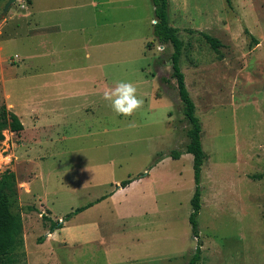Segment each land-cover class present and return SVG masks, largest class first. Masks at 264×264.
<instances>
[{"label": "rangeland", "instance_id": "374dc122", "mask_svg": "<svg viewBox=\"0 0 264 264\" xmlns=\"http://www.w3.org/2000/svg\"><path fill=\"white\" fill-rule=\"evenodd\" d=\"M169 1L208 156L198 264H264V0ZM8 2L0 0V104L24 125L0 142V173L17 180L10 209L23 220L12 264H188L198 247L193 156L170 155L185 152L191 125L171 78L173 48L158 50L152 1L16 0L4 15ZM118 81L145 101L133 117L103 99ZM89 203L49 230L47 219Z\"/></svg>", "mask_w": 264, "mask_h": 264}, {"label": "trees", "instance_id": "16d2710c", "mask_svg": "<svg viewBox=\"0 0 264 264\" xmlns=\"http://www.w3.org/2000/svg\"><path fill=\"white\" fill-rule=\"evenodd\" d=\"M154 6L155 24L153 34L156 40L162 45L170 44L173 48L171 54L172 74L171 78L176 80L177 90L184 106V115L191 125L187 132L190 139L185 147V152L174 150L170 157L174 160L181 158L183 154H191L193 156V170L195 192L191 199L192 213L190 215V224L192 226L193 237L198 239V247L190 258L188 264H198L201 260L200 231L198 224V216L202 206V167L208 156L205 153L202 145V125L196 115V106L192 100L185 83V75L182 72L180 61L182 57L183 42L178 36V29L170 24L169 17V0H151ZM230 4V0H226ZM212 49L218 50L221 46L218 39L209 36L206 33L200 32ZM255 40V39H254ZM255 42H257L255 40ZM164 80V79H163ZM9 130L12 133H20L24 130V125L21 118L14 112L7 109L5 105L0 104V142L5 140L4 131ZM135 179L128 178L121 182L122 188L128 187ZM17 194V180L14 172L6 170L0 173V264H12L10 258L12 253L22 243L21 235L23 231V220L20 215L12 213L10 209V198ZM107 196H103L95 203L101 202ZM94 203H89L86 206L78 207L63 218V221L50 220L51 232L61 229L63 223H67L74 216L84 212L92 207ZM46 219V217H44ZM45 237H40L38 243L42 244Z\"/></svg>", "mask_w": 264, "mask_h": 264}, {"label": "clouds", "instance_id": "9594fccd", "mask_svg": "<svg viewBox=\"0 0 264 264\" xmlns=\"http://www.w3.org/2000/svg\"><path fill=\"white\" fill-rule=\"evenodd\" d=\"M163 51V46H158ZM103 99L108 102L117 116L133 117L144 108L145 101L139 95L137 86L129 81H118L114 87L104 92ZM135 121H130L128 127H135Z\"/></svg>", "mask_w": 264, "mask_h": 264}, {"label": "crops", "instance_id": "0c3cea01", "mask_svg": "<svg viewBox=\"0 0 264 264\" xmlns=\"http://www.w3.org/2000/svg\"><path fill=\"white\" fill-rule=\"evenodd\" d=\"M54 27H57V28H59L60 27V25L58 26V25H56V26H54ZM96 48H100V46H98V47H96ZM95 55H97V54H95ZM98 56V55H97ZM86 58L87 59H90V53L88 52V53H86ZM104 65V63L101 61V63H94V65L93 66H90V68L91 69H99V70H101L102 69V66ZM25 78V77H24ZM23 78V79H24ZM106 80V79H105ZM87 82H90L91 84H95V83H97V79H95V80H87ZM101 90H105L106 91V89H101ZM13 106V105H12ZM43 110V109H42ZM44 111V110H43ZM44 112H46V111H44ZM20 118H21V120H22V122H23V115L22 114H17ZM40 118H42V116H40ZM39 120V119H38ZM41 124V121H39V123H38V125H40ZM77 242V244H79L80 243V241H76ZM76 242L75 243H73V244H76ZM75 257V259H77V258H79V257H83L84 258V256H74ZM106 264H108V263H106Z\"/></svg>", "mask_w": 264, "mask_h": 264}, {"label": "water", "instance_id": "95a60500", "mask_svg": "<svg viewBox=\"0 0 264 264\" xmlns=\"http://www.w3.org/2000/svg\"><path fill=\"white\" fill-rule=\"evenodd\" d=\"M16 0H9V2L7 3L5 10H4V15H6L9 11L10 6L15 2Z\"/></svg>", "mask_w": 264, "mask_h": 264}, {"label": "bare ground", "instance_id": "6f19581e", "mask_svg": "<svg viewBox=\"0 0 264 264\" xmlns=\"http://www.w3.org/2000/svg\"><path fill=\"white\" fill-rule=\"evenodd\" d=\"M10 158V157H9Z\"/></svg>", "mask_w": 264, "mask_h": 264}]
</instances>
